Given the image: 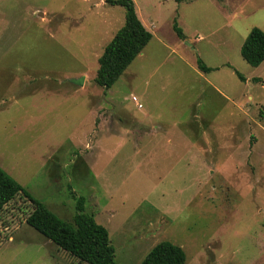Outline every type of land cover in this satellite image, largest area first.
<instances>
[{
  "label": "rangeland",
  "instance_id": "1",
  "mask_svg": "<svg viewBox=\"0 0 264 264\" xmlns=\"http://www.w3.org/2000/svg\"><path fill=\"white\" fill-rule=\"evenodd\" d=\"M133 2L152 37L104 89L98 57L124 7L0 0V166L63 220L83 196L118 264L161 240L184 264H264V60L240 55L264 0ZM30 210L23 195L0 210V264H88Z\"/></svg>",
  "mask_w": 264,
  "mask_h": 264
},
{
  "label": "trees",
  "instance_id": "2",
  "mask_svg": "<svg viewBox=\"0 0 264 264\" xmlns=\"http://www.w3.org/2000/svg\"><path fill=\"white\" fill-rule=\"evenodd\" d=\"M109 4L124 7V24L115 32L98 57L94 81L108 89L128 64L152 37L138 18L133 0H105ZM173 29L180 39L185 36L174 21ZM241 57L251 66L264 60V31L252 26L240 46ZM200 70L210 67L197 60ZM239 79L244 77L235 70ZM258 80L257 77L252 78ZM73 192V191H72ZM17 195H23L31 204L25 217L30 227L49 239L58 248L88 264H118L114 260V247L110 244L108 230L97 223L92 214L84 212V197L75 196V213L70 221L59 218L40 200L34 198L10 174L0 166V210ZM183 249L168 240L157 242L139 264H184Z\"/></svg>",
  "mask_w": 264,
  "mask_h": 264
},
{
  "label": "water",
  "instance_id": "3",
  "mask_svg": "<svg viewBox=\"0 0 264 264\" xmlns=\"http://www.w3.org/2000/svg\"><path fill=\"white\" fill-rule=\"evenodd\" d=\"M83 79H84V77L81 76V77H79V78H72V79H70V81H71V82H74V83H76V84H82Z\"/></svg>",
  "mask_w": 264,
  "mask_h": 264
},
{
  "label": "built area",
  "instance_id": "4",
  "mask_svg": "<svg viewBox=\"0 0 264 264\" xmlns=\"http://www.w3.org/2000/svg\"><path fill=\"white\" fill-rule=\"evenodd\" d=\"M133 100L135 101V104L138 105V107L140 106V104L137 102L136 98H133ZM137 102V103H136Z\"/></svg>",
  "mask_w": 264,
  "mask_h": 264
},
{
  "label": "crops",
  "instance_id": "5",
  "mask_svg": "<svg viewBox=\"0 0 264 264\" xmlns=\"http://www.w3.org/2000/svg\"><path fill=\"white\" fill-rule=\"evenodd\" d=\"M146 28V27H145ZM147 29V28H146ZM148 30V29H147ZM183 32V31H182ZM184 34V33H183ZM185 36V35H184Z\"/></svg>",
  "mask_w": 264,
  "mask_h": 264
}]
</instances>
